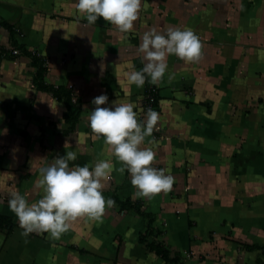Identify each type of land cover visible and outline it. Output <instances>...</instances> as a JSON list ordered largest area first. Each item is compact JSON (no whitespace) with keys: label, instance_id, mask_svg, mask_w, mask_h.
Returning a JSON list of instances; mask_svg holds the SVG:
<instances>
[{"label":"crops","instance_id":"0c3cea01","mask_svg":"<svg viewBox=\"0 0 264 264\" xmlns=\"http://www.w3.org/2000/svg\"><path fill=\"white\" fill-rule=\"evenodd\" d=\"M77 2L0 0V46L12 49L15 40L44 57L46 83L67 86L82 101L70 128L64 102L35 86L29 56L0 60V215L16 222L8 236L0 230V264H264V0H141L127 33L103 18L89 28ZM169 27L199 36V62L169 55L158 86L129 84L127 74L143 67V33ZM149 86L160 119L141 147L155 152L153 167L174 177L170 192L150 200L133 197L129 173L117 171L122 165L86 120L101 94L108 96L102 107L130 103L142 120ZM66 151L77 153L70 166L110 159L104 197L139 201L153 218L152 236L171 256L190 257L167 262L141 238L148 217L117 204L101 221L72 222L60 239L21 236L10 193L39 199L38 168Z\"/></svg>","mask_w":264,"mask_h":264},{"label":"clouds","instance_id":"9594fccd","mask_svg":"<svg viewBox=\"0 0 264 264\" xmlns=\"http://www.w3.org/2000/svg\"><path fill=\"white\" fill-rule=\"evenodd\" d=\"M76 9L83 14L90 28L98 18L113 25L118 33L130 32L138 19L141 0H78ZM203 44L191 28L169 27L165 33L155 28L143 33L138 51L143 53V67L127 74L129 84L142 88L145 82L158 86L168 69L167 58L174 55L186 63H196L202 57ZM173 75H169L171 81ZM91 103L95 106L86 120L97 139L103 138L108 151L122 166L121 174L127 171L136 199H152L160 193L172 190L174 177L164 169L153 167L155 152L141 147L151 137L160 119L149 108L143 119L137 117L133 105L114 100L111 106L108 96L101 94ZM68 143H65V149ZM77 153L66 151L38 168L34 191L40 198L29 202L18 191L10 193L9 209L18 219L23 230L21 236L37 233L49 234L53 240L60 239L79 218L101 221L106 208L115 201L105 198L103 181L113 172L110 159H97L91 165L70 166Z\"/></svg>","mask_w":264,"mask_h":264},{"label":"trees","instance_id":"16d2710c","mask_svg":"<svg viewBox=\"0 0 264 264\" xmlns=\"http://www.w3.org/2000/svg\"><path fill=\"white\" fill-rule=\"evenodd\" d=\"M5 26H7L11 33L14 34V28L11 25L5 23ZM13 49H18V53H13ZM20 55H27L32 59V63L35 67V74L33 77L35 86L37 88H41L51 92L54 97L64 102L66 106L65 119L67 120V122L70 123V128H74L81 116V99L79 97L74 99L73 90L67 86H53L46 83L45 75L48 71V66L44 57L40 56L36 52H28L23 47V45L17 43V41L15 40H13L12 49H4L0 46V60L5 57H18ZM156 103H158L157 93ZM112 199L115 201V204H117L121 210H134L140 215L148 217L149 221L147 232L141 238L142 240L146 241V244L151 250L156 252L158 255L162 256L167 262H175L179 259L185 260L184 255L181 253L178 255L175 254V256H171V252L167 247H165V244L162 241L157 240L153 237L157 236L155 227L152 225L153 218L142 209L141 203L139 201L121 200L115 194L112 196ZM15 226L16 222L12 217L0 215V230L3 231L6 236H8L12 232ZM183 264L188 263L183 262Z\"/></svg>","mask_w":264,"mask_h":264},{"label":"built area","instance_id":"2783aa9c","mask_svg":"<svg viewBox=\"0 0 264 264\" xmlns=\"http://www.w3.org/2000/svg\"><path fill=\"white\" fill-rule=\"evenodd\" d=\"M13 53L17 54L18 49H13ZM149 108L153 109L154 111H156L158 108V103H156V89L152 86H149L148 89L146 90L143 101V109H142L143 113L145 114ZM184 257L188 259V257H190V253L189 252L185 253Z\"/></svg>","mask_w":264,"mask_h":264}]
</instances>
